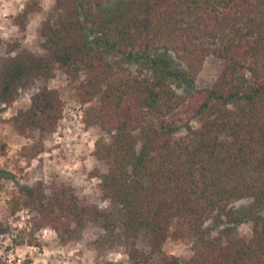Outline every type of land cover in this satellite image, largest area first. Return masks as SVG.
Wrapping results in <instances>:
<instances>
[{
    "label": "trees",
    "instance_id": "obj_1",
    "mask_svg": "<svg viewBox=\"0 0 264 264\" xmlns=\"http://www.w3.org/2000/svg\"><path fill=\"white\" fill-rule=\"evenodd\" d=\"M106 1L53 0L40 28L45 54L21 48L42 0L12 16L18 39L0 38L8 54L16 51L0 62V104L36 87L8 119L29 140L19 160L30 165L58 129L65 102L47 86L57 72L74 85L85 127L108 136L92 150L107 170L89 174L105 205L82 203L64 183L18 184L6 208L7 219L23 224L15 243L40 245L36 233L48 228L71 245L94 226L93 248L123 246L131 264H264V0H128L117 10L105 9ZM93 15L91 39H79ZM117 49L135 70L107 59ZM208 56L223 63L210 86L179 94L173 85L194 86ZM7 149L0 138V156ZM241 199L250 204L238 212L233 203ZM245 222L248 236L237 232ZM10 227L0 222V234ZM169 239L190 243L191 256L166 252Z\"/></svg>",
    "mask_w": 264,
    "mask_h": 264
},
{
    "label": "rangeland",
    "instance_id": "obj_2",
    "mask_svg": "<svg viewBox=\"0 0 264 264\" xmlns=\"http://www.w3.org/2000/svg\"><path fill=\"white\" fill-rule=\"evenodd\" d=\"M28 0H0V38L4 40L18 39L20 37L16 25L13 24L12 16H15ZM128 0H109L104 4L105 9L117 10ZM53 0H42L41 9L30 15L26 35L22 40L21 48L35 52L36 54H45L49 45L46 38L40 33L41 22L47 18L51 12ZM94 15L91 17V23L88 27L89 34L82 33L79 39L89 41L93 31L96 29ZM118 51V52H117ZM116 52H110L107 59L127 66L132 70L137 68V64L127 58L123 52L117 49ZM7 50L0 47V62L5 61L10 55ZM161 54L174 67L182 68V64L171 51L162 50ZM223 63L213 56L206 57L202 69L199 71L194 86L183 85L175 87L179 94H190L193 87H207L213 82L221 70ZM47 86L57 88L61 92V97L65 102L63 117L59 122L58 129L45 141V151L30 165H25L24 161L19 160L18 151L21 146L28 143L29 140L15 132L8 119L16 113L18 109H24L29 103L30 95L36 90V87H23L19 89L14 102L9 105L0 104V138L8 145L7 153L0 156V170L3 169L11 174L0 173V222L5 220L11 224L10 232L0 234V264H131L123 246L104 249L97 252L93 248V240L99 233V229L94 226H88L82 239L71 245H61L58 243L55 233L48 228L42 229L36 233L40 245L23 244L17 245L14 239L16 237L15 227L23 226L21 222H16L10 218L7 219L6 208L10 199V191L18 184L31 185L37 181L44 183L56 182L73 186L82 203L97 204L100 207L105 205L101 198L98 178L89 177L93 169L106 171L107 166L104 161L97 160L92 150L94 141L103 135L102 131L95 126H87L81 121L82 106L77 101L75 87L66 76L57 72L56 76L47 82ZM191 126H197L196 122ZM185 128L180 129L183 134ZM20 168V169H19ZM249 199L237 200L233 203L238 212H242L249 207ZM26 214L23 212L22 216ZM207 221L206 224H210ZM251 224L242 223L237 227V232L248 236L250 234ZM148 238L141 237L137 244L143 249H147ZM163 249L182 259H188L191 256L190 243L167 240Z\"/></svg>",
    "mask_w": 264,
    "mask_h": 264
},
{
    "label": "built area",
    "instance_id": "obj_3",
    "mask_svg": "<svg viewBox=\"0 0 264 264\" xmlns=\"http://www.w3.org/2000/svg\"><path fill=\"white\" fill-rule=\"evenodd\" d=\"M80 117H81V115H80Z\"/></svg>",
    "mask_w": 264,
    "mask_h": 264
}]
</instances>
